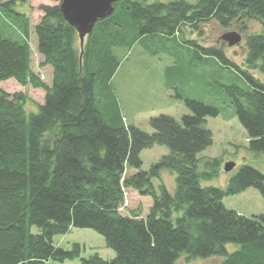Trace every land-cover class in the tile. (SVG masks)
<instances>
[{"label":"trees","instance_id":"1","mask_svg":"<svg viewBox=\"0 0 264 264\" xmlns=\"http://www.w3.org/2000/svg\"><path fill=\"white\" fill-rule=\"evenodd\" d=\"M28 1L0 0V83L14 79L46 93L31 111L25 93L0 87V264H178L183 254L219 256L221 264H264V215H240L223 203L250 187L264 198V173L244 164L225 187L202 185L221 168L220 158H210L199 170L198 158L214 142L208 118L220 110L177 95L191 113L180 120L153 116L148 133L129 123L112 83L123 59L120 48L150 47L156 40L190 44L195 59L216 58L248 83L226 91L250 150L264 152V82L254 74L264 72V27L247 33L251 19L264 25V0H121L96 23L83 50L63 16L62 0L41 5L43 16L33 27L30 12L19 9ZM211 20L246 30L245 70L223 46L186 38L185 27L198 29ZM33 31L42 65L52 68L51 85L32 69ZM172 73L168 67V88ZM156 145L170 152L145 171L141 154ZM164 170L176 174L174 192L164 182L158 188L153 183ZM126 189L152 199L146 216L122 214ZM72 228L95 230L116 257H82L80 243L69 250L55 246L54 237ZM229 243L239 248L230 252Z\"/></svg>","mask_w":264,"mask_h":264},{"label":"rangeland","instance_id":"2","mask_svg":"<svg viewBox=\"0 0 264 264\" xmlns=\"http://www.w3.org/2000/svg\"><path fill=\"white\" fill-rule=\"evenodd\" d=\"M152 3L157 0H146ZM164 1V0H163ZM29 3L20 6L21 11L30 12L31 26H35L42 18L41 5H55L51 0H29ZM247 33L261 31L264 25L256 20L248 21ZM187 39L195 40L203 46L224 47L228 58L245 70V36L246 30L241 31L238 25L224 27L215 20L201 23L198 29L185 27ZM229 31H237L242 34L241 43L229 46L226 42L223 45L221 36ZM180 43V42H178ZM32 52V69L47 84H52V68L43 66V57L38 51V38L33 31L30 38ZM196 47L190 44H177L174 41L163 42L156 40L150 42V47L136 44L131 51L119 49V55L123 58L118 72L113 78V85L116 88L123 113L129 123L137 125L145 132L152 133L149 119L153 116L166 114L180 120L183 115L191 111L182 98H193L208 105L217 107L220 114L208 118V127L214 135V142L206 150L198 155L199 170H205V161L210 158H220L221 168L215 177L209 180H202L203 186L225 187L232 175L237 173L239 168L248 164L264 173V152H253L249 148V135L240 122L235 108L232 105L231 97L226 87L238 85L247 88L248 83L242 78L240 72L233 67H226L216 58L208 59L194 58ZM173 68V73L168 79L170 88L167 87L166 70ZM254 74L264 82V72L256 70ZM0 87L6 92L14 94L23 92L28 100L26 107L29 110H37V104L44 102L45 91L34 88L32 85L23 87L16 80L1 82ZM36 107V109H35ZM34 108V109H33ZM28 112H31L29 111ZM166 146L156 145L153 148L142 152V169L147 171L153 163L159 161L163 156L169 154ZM228 161L236 162V167L229 173L224 170V164ZM133 170H128V174ZM164 182L171 192L176 188V174L164 170L162 179H154L156 188ZM126 203L121 209L122 214L131 215L138 212L146 216L153 205L150 197L141 196L133 189H126ZM228 209L238 212L247 217L264 215V198L260 191L254 187L245 191L226 196L223 199ZM37 228H35L36 230ZM74 243H80L85 247L82 257H90L96 253L105 260L116 257V252L106 246L104 237L93 229L72 228L67 234L54 237L55 246L71 249ZM239 245L229 243L227 249L235 251ZM222 258L213 256L210 258L188 259L183 254L178 264H221ZM50 264H81L80 259L68 260L64 263L51 262Z\"/></svg>","mask_w":264,"mask_h":264},{"label":"water","instance_id":"3","mask_svg":"<svg viewBox=\"0 0 264 264\" xmlns=\"http://www.w3.org/2000/svg\"><path fill=\"white\" fill-rule=\"evenodd\" d=\"M119 1L121 0H62L61 11L65 20L77 30L82 50L96 23L110 16L115 10L114 4ZM221 39L231 47L241 43L243 36L237 31H229L224 33ZM235 167L234 161L224 164L227 173Z\"/></svg>","mask_w":264,"mask_h":264}]
</instances>
